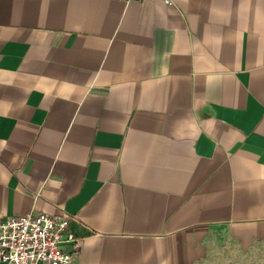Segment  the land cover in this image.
I'll use <instances>...</instances> for the list:
<instances>
[{"label": "crops", "instance_id": "obj_1", "mask_svg": "<svg viewBox=\"0 0 264 264\" xmlns=\"http://www.w3.org/2000/svg\"><path fill=\"white\" fill-rule=\"evenodd\" d=\"M170 1L0 0V224L68 218L74 264L264 250V0Z\"/></svg>", "mask_w": 264, "mask_h": 264}, {"label": "built area", "instance_id": "obj_2", "mask_svg": "<svg viewBox=\"0 0 264 264\" xmlns=\"http://www.w3.org/2000/svg\"><path fill=\"white\" fill-rule=\"evenodd\" d=\"M68 226V218L44 213L9 217L0 224V264H74L77 242Z\"/></svg>", "mask_w": 264, "mask_h": 264}, {"label": "rangeland", "instance_id": "obj_3", "mask_svg": "<svg viewBox=\"0 0 264 264\" xmlns=\"http://www.w3.org/2000/svg\"><path fill=\"white\" fill-rule=\"evenodd\" d=\"M227 250L221 248L211 252L203 264H264V250L252 254L239 255L230 244H224Z\"/></svg>", "mask_w": 264, "mask_h": 264}]
</instances>
